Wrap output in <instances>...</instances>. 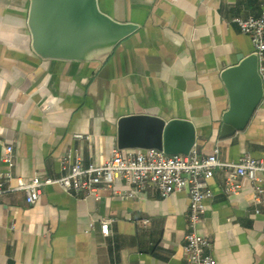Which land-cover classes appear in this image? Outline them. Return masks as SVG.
Masks as SVG:
<instances>
[{
    "label": "crops",
    "instance_id": "obj_1",
    "mask_svg": "<svg viewBox=\"0 0 264 264\" xmlns=\"http://www.w3.org/2000/svg\"><path fill=\"white\" fill-rule=\"evenodd\" d=\"M31 5L0 0V181L10 171L7 186L18 177H60L68 155L104 162L118 147L119 118L132 114L191 120L201 155L219 148L222 161L264 158V100L246 130L219 138L229 108L221 72L254 53L233 19L260 15L264 0H99L114 19L137 25L103 61L40 56ZM7 145L15 150L11 170ZM230 173L205 175L211 196L198 233L211 239L215 264H264V197L254 199L264 174L256 182L237 177L233 194L223 190ZM128 188L118 181L99 198H79L49 184L34 204L24 192L0 195V264H185L188 188L137 198L124 195ZM105 218L113 219L108 235Z\"/></svg>",
    "mask_w": 264,
    "mask_h": 264
},
{
    "label": "built area",
    "instance_id": "obj_2",
    "mask_svg": "<svg viewBox=\"0 0 264 264\" xmlns=\"http://www.w3.org/2000/svg\"><path fill=\"white\" fill-rule=\"evenodd\" d=\"M243 33L247 34L254 46V53L259 58V70L264 78V11L258 16L235 17L233 19ZM77 139H90L89 135L76 134ZM219 148L210 155H201L194 146L188 154H168L159 149H128L115 148L111 155L102 163H86L80 155H70L61 160L62 174L56 179L35 177L26 179L18 177L16 186H7L11 172L5 174L0 181V195L8 192H24L29 204L36 203L43 188L49 184H57L66 193L79 198L100 197L102 190H113L118 181L128 185L127 197L137 198L146 194L149 189L157 190L162 197H168L176 191L188 188L190 207L187 214L189 231L185 236V264H215L211 252V239L198 233L197 226L206 211V198L211 196L207 189L205 175L214 169H227L231 173L227 177L223 190L236 194L240 184L239 176L247 177L256 182L260 174H264V158L257 159L244 154L238 161H222L218 157ZM3 161L11 170L15 165V150L12 145L5 147ZM264 191L256 189L255 201L262 202ZM259 212V210H257ZM113 219L100 221L104 235L110 233ZM144 219V224L148 223ZM90 227H94L91 222Z\"/></svg>",
    "mask_w": 264,
    "mask_h": 264
},
{
    "label": "water",
    "instance_id": "obj_3",
    "mask_svg": "<svg viewBox=\"0 0 264 264\" xmlns=\"http://www.w3.org/2000/svg\"><path fill=\"white\" fill-rule=\"evenodd\" d=\"M29 25L33 47L43 58L105 60L137 25L121 22L101 10L99 0H32ZM229 96L219 138L246 130L264 100V78L255 53L240 55L238 63L221 72ZM195 124L185 118L166 120L132 114L117 122V145L122 150L159 149L188 154L196 145Z\"/></svg>",
    "mask_w": 264,
    "mask_h": 264
}]
</instances>
